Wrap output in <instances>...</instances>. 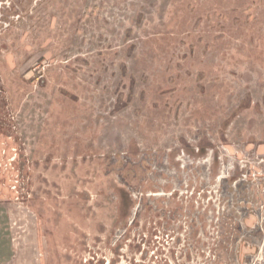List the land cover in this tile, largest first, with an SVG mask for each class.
<instances>
[{"label": "rangeland", "instance_id": "rangeland-1", "mask_svg": "<svg viewBox=\"0 0 264 264\" xmlns=\"http://www.w3.org/2000/svg\"><path fill=\"white\" fill-rule=\"evenodd\" d=\"M10 264H264V0H0Z\"/></svg>", "mask_w": 264, "mask_h": 264}, {"label": "crops", "instance_id": "crops-1", "mask_svg": "<svg viewBox=\"0 0 264 264\" xmlns=\"http://www.w3.org/2000/svg\"><path fill=\"white\" fill-rule=\"evenodd\" d=\"M9 215L0 208V264H10L11 237L8 230Z\"/></svg>", "mask_w": 264, "mask_h": 264}]
</instances>
